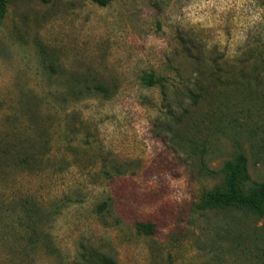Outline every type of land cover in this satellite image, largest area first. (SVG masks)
Instances as JSON below:
<instances>
[{
	"label": "rangeland",
	"instance_id": "rangeland-1",
	"mask_svg": "<svg viewBox=\"0 0 264 264\" xmlns=\"http://www.w3.org/2000/svg\"><path fill=\"white\" fill-rule=\"evenodd\" d=\"M238 151L264 180V0H6L0 264H259L264 217L197 207Z\"/></svg>",
	"mask_w": 264,
	"mask_h": 264
},
{
	"label": "trees",
	"instance_id": "trees-1",
	"mask_svg": "<svg viewBox=\"0 0 264 264\" xmlns=\"http://www.w3.org/2000/svg\"><path fill=\"white\" fill-rule=\"evenodd\" d=\"M42 4H48L53 0H38ZM99 7H105L113 0H90ZM6 10V0H0V21L2 20ZM140 81L150 87L157 82L149 73L142 75ZM99 89V88H97ZM193 104L197 95L192 92L186 93ZM205 175L214 174V171L208 170L201 165ZM222 182L214 186L211 190L200 195L197 207L203 210L213 209H242L254 215L257 218L264 217V180L252 181L247 168V160L242 153L238 151L234 153L228 160H225L220 169ZM56 206V205H55ZM61 206H56V214ZM17 210L21 213L24 221V230L28 237L26 243L31 242L37 247L41 244V250L45 255L51 256L55 254V247L50 241L49 234L41 230V227L48 217L43 206L29 198L22 199L17 204ZM135 230L145 236H151L154 232V226L150 223L138 222L134 225ZM94 264H111V262L102 256L95 257ZM264 264V249L261 252L260 263Z\"/></svg>",
	"mask_w": 264,
	"mask_h": 264
}]
</instances>
